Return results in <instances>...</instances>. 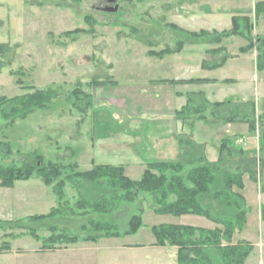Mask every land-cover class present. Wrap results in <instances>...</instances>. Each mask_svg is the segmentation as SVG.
Masks as SVG:
<instances>
[{
    "label": "rangeland",
    "instance_id": "rangeland-1",
    "mask_svg": "<svg viewBox=\"0 0 264 264\" xmlns=\"http://www.w3.org/2000/svg\"><path fill=\"white\" fill-rule=\"evenodd\" d=\"M263 1L0 0V45L11 48L4 58L0 57V62L5 65L0 71V98L10 99L33 90L58 93L48 109L36 111L0 132V163L5 166L33 165L37 161L42 166L56 164L61 179H64L72 173L89 171L92 159L115 164V159L124 155L130 161L159 158L161 149L153 147L154 141L171 139L174 131L177 135H187L197 144L208 141L211 145H216L219 138L236 134V139H244L246 146L258 150V134L249 133L244 125L227 128L218 123L215 125L220 128L213 130H207L206 123L182 127L175 121L172 110L182 107L185 98L183 103L177 98L169 99V89L173 88L167 84L154 87L158 80L232 78L237 83L222 84L219 94L212 100H248L256 105L257 114H260L264 105V72H256L253 67L254 50L238 59V49L247 45L246 41L232 37L220 46L194 45L190 48L186 45L180 54L164 56L161 60L148 58L144 43L153 45L152 50L156 52L165 47L172 48L183 36L167 25L190 33L200 30L220 33L229 30L233 16L252 20V36L257 39L263 33L264 19L254 20V7ZM205 2L213 3V8L220 12L208 19L205 16L211 13L206 10ZM186 8L191 11L187 12ZM86 18L95 24L90 34L64 38L67 32L89 30ZM220 47L233 56V61L227 62L219 71H201L199 64L213 59L206 51ZM15 72L21 74L22 86L16 84ZM178 87L174 90H187L183 85ZM76 90L92 98L89 109L83 110L87 101H76L73 94ZM96 138L101 147L92 149V141ZM73 165L77 168H72ZM126 171L132 181L141 177V174L137 175L140 170L136 167L129 166ZM244 178L245 188L241 194L250 213L242 232H234L232 243L246 240L254 247L245 264H264V195H259L258 184L247 176ZM64 194L74 212L80 213L74 209L77 196L69 184H66ZM141 205L142 227L135 236L121 242L145 246L137 254L118 257H113L111 251L43 254L39 252L40 243L30 237L12 241L3 238L0 230V246L8 243L12 252L24 250L22 254L0 255V264H169V255L161 254L163 251L171 253L172 249L149 245L155 243L152 227L216 228L204 218L156 215L145 200ZM55 206L51 189L35 176L26 182H16L11 190L0 188V221H23L30 216L45 215ZM123 209L116 212L121 222L127 221L133 207ZM62 219L60 224L57 221L61 230L71 236H85L79 226L87 223L86 218ZM18 234L23 233L20 230L12 232L13 236ZM38 235L41 238L48 236L43 232Z\"/></svg>",
    "mask_w": 264,
    "mask_h": 264
},
{
    "label": "trees",
    "instance_id": "trees-1",
    "mask_svg": "<svg viewBox=\"0 0 264 264\" xmlns=\"http://www.w3.org/2000/svg\"><path fill=\"white\" fill-rule=\"evenodd\" d=\"M255 18L264 19V2L254 7ZM87 31L67 32L65 39L72 35H88L95 25L89 18ZM231 26L220 33L199 31L185 32L175 25H167L183 38L178 39L172 48L153 51V45L144 43L148 49L146 56L161 60L164 56L179 54L186 45L220 46L223 41L237 37L247 45L239 49L240 54L255 51V70L264 72V30L260 37L253 38L254 25L247 17L231 18ZM74 38H72L73 40ZM11 48L0 45V57L4 58ZM212 61H202L203 70L222 68L233 56L223 47L206 51ZM5 65L0 62V71ZM16 84L21 85L20 73ZM213 81L191 79L188 81L160 80L156 84L193 85L207 84ZM228 82V81H226ZM154 83V84H155ZM78 103L87 101L84 111L92 106L89 96L80 90L73 92ZM82 96V99H80ZM58 97L53 90L33 92L13 97L0 98V132L8 129L16 121L25 120L36 111L46 110ZM184 106L174 113L175 121L182 127L203 123H221L224 125H244L248 132L258 134V150L246 143L238 144L235 137L220 141L215 162H209L203 145L192 141L187 135H177L179 158L175 162H155L146 165L141 177L132 181L125 176L122 167L93 166L90 171L76 172L61 179V171L56 164L42 166L24 163L21 166H5L0 163V188L11 189L16 182H26L32 177L38 178L45 187L51 189L56 206L45 215H35L23 221L0 222L3 238L16 239L28 236L40 243L39 252H52L65 249L79 242L96 243L101 239L134 236L142 227V202L146 201L153 214L173 216H196L214 224L212 230L191 227L160 225L151 228L154 246L176 248L177 264H245L253 247L246 241L233 244L234 232L241 233L246 225L250 209L241 194L244 190V177L259 185L264 193V105L257 114L253 102H241L228 99L221 103H209L204 94L188 93ZM85 99V100H84ZM82 111V113L84 112ZM5 153L9 154V151ZM77 168L73 165L72 168ZM69 184L76 192L75 213L66 200L64 189ZM125 206L133 207L127 221L117 219V211ZM124 210V209H123ZM86 218L87 223L80 225L85 236H71L61 230L57 221L68 218ZM15 230L23 234L13 236ZM38 232L48 236L41 238ZM9 251V244L0 246V254Z\"/></svg>",
    "mask_w": 264,
    "mask_h": 264
},
{
    "label": "crops",
    "instance_id": "crops-1",
    "mask_svg": "<svg viewBox=\"0 0 264 264\" xmlns=\"http://www.w3.org/2000/svg\"><path fill=\"white\" fill-rule=\"evenodd\" d=\"M204 4H205L204 6H206V10H208L211 13V14H207L205 16V17H208V19L211 18L212 16H214L215 13L220 12V10H218L217 8H215V7L213 8V6H214L213 3H207V2H205ZM186 11L189 12V11H191V9L186 8ZM233 17H239V16H233ZM254 18H255V16H254ZM254 20H256V18ZM185 23H187V22H185ZM189 24L190 23H188L187 25L188 26H192L191 24L190 25ZM187 25H185V26H187ZM200 31H206V32H208L207 30H200ZM216 32H218V31H216ZM230 39H232V37ZM227 41H229V40H225L222 43L227 42ZM188 46H190V48H193L192 47L193 45H188ZM245 46H246V44L245 45H242L241 47H239V49L240 48H243ZM183 49H184V47H183ZM183 49L181 51H183ZM239 49H238V51H239ZM249 53L250 52H248L246 54H240V57L238 59H241L242 56H247V54H249ZM175 55H178V54H175ZM238 59H234V61L235 60H238ZM230 61H233V60H229L227 62H230ZM227 62H226V64H227ZM201 63L199 64V67L200 68H201ZM252 63H253V67L255 68V59H252ZM226 64L222 68L217 69V70L209 71V70H203L201 68V71H204L206 73H212V72L219 71V70L223 69L226 66ZM186 68L187 67H185V69ZM191 79L192 78L181 79V80H167V81H175V82H178V81H188V80H191ZM199 80H208V81H213V82H210V83H207V84H193V85H185V86L183 85V88H187V90H185V91L174 90L176 88H179L178 86H181V85L173 86V85L167 84V85H169L170 87L173 88V89H169V94H168L169 95V99L177 98L180 101L182 100L181 102L183 103V98H184L183 96L185 94L201 92V93L204 94L206 100L209 103H221V102H224V101L228 100L229 98L226 99V100H224V101H221V100H214L213 101L212 100L217 94H219L218 90H219L220 86L222 84L223 85H233V84H236L237 83V81L235 79H232V78H223V79L202 78V79H199ZM226 81H228V82H226ZM167 85L166 84H157L154 87L167 86ZM156 95H158V94H156ZM242 102H249V101L248 100H242ZM182 107H180L177 110L176 109L175 110H172L173 116H174V113L176 111L180 110ZM198 123H203V122H198ZM195 124H197V123H195ZM206 124H208V127H206L207 130H213L215 128L216 129L217 128H220L219 125H215L217 123H206ZM135 125H137V124L135 123ZM190 126H193V124L190 125ZM225 126L227 128H233V127H236L237 125H232L231 124V125H225ZM135 128H137V127H135ZM137 129H139V128H137ZM193 129H194V127H193ZM173 131H174V127H173ZM235 135L236 134H232L231 136L226 135L223 138H219L217 140L216 145H211L210 144L211 142L209 143L208 141H205L203 143L200 142L198 144H201V145H203L205 147L208 161L209 162H215L216 161V158H217V153L216 152L218 151V147H219L220 141L222 139H225V138L234 137ZM171 136H172L171 139L167 137V138L161 139L159 141H154L153 147H155L156 149H158V148L161 149V151H160L161 154H159V156H158L159 158H154V159H150V160L143 159V158L141 160H139L138 158H135L133 161H130L124 155V156H118V158L115 159V161H117V162H115V164H103V163H106V162H103V163L102 162H97V161H95V159H92V160H90V170L92 169L93 166L122 167L123 170H124V174L126 176V173H127L126 168H128L129 166H132V167H136V168H138L140 170L138 172V174H137L139 176V174L142 175L143 171L146 168V165L149 164V163H155V162H175L179 158V147H178L177 140L175 139V138H177L176 132L174 131L173 134H171ZM172 140H174V143H171ZM240 140H242V141H244V143H246V141L244 139H240ZM192 141H194V140H192ZM96 147L97 148H100L101 147V142H99V138H96L95 140L92 141V149H95ZM210 151H212V154H211ZM244 180H245V178H244ZM13 188H14V186H13ZM244 188H245V182H244ZM4 190H11V189H4ZM260 194L261 195H264V193H259V195ZM180 218H182V217H180ZM0 222H4V221H0ZM206 229L212 230V228H206ZM22 237H24V236H21L19 238H22ZM19 238H16V239H19ZM129 238H130V236H127V237H124V238L101 239V240H99L96 243L79 242L78 244L73 245V246H68L65 249L56 250V251H52V252H43V254H52V253H71L72 254L73 251H76V252L82 253V254H85L87 252L97 251L100 254V253H107V251H111L113 257H118L119 255H134V254H137L138 252H140L141 250L145 249V246H143L141 244H137V243H129L130 241H127L128 243H121L123 240L129 239ZM16 239H13L12 241H14V240L16 241ZM152 244H153V247H156V246H154L155 243L149 244L150 247H152L151 246ZM106 249H109V250H106ZM162 249H172L171 253H168L166 251H163L164 253L162 252L163 254H161V255H166V254L169 255V258H168V259H170L169 264H177L176 263V253H177V249L174 248V247L173 248H162ZM253 249H254V247H253ZM14 253L15 254H22V253H24V250L18 249V250H16V252H12V250L10 248V245H9V251L4 252V253H2L0 255L2 256V255H7V254H14ZM116 264H117V262H116ZM121 264H126V263L125 262L124 263L121 262ZM127 264H129V263H127Z\"/></svg>",
    "mask_w": 264,
    "mask_h": 264
},
{
    "label": "water",
    "instance_id": "water-1",
    "mask_svg": "<svg viewBox=\"0 0 264 264\" xmlns=\"http://www.w3.org/2000/svg\"><path fill=\"white\" fill-rule=\"evenodd\" d=\"M114 11H116V8L114 9Z\"/></svg>",
    "mask_w": 264,
    "mask_h": 264
},
{
    "label": "built area",
    "instance_id": "built-area-1",
    "mask_svg": "<svg viewBox=\"0 0 264 264\" xmlns=\"http://www.w3.org/2000/svg\"><path fill=\"white\" fill-rule=\"evenodd\" d=\"M239 143H241V142H239Z\"/></svg>",
    "mask_w": 264,
    "mask_h": 264
}]
</instances>
